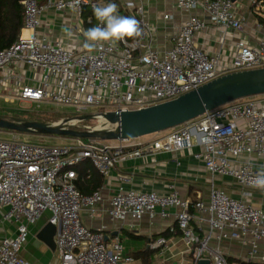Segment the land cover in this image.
I'll return each instance as SVG.
<instances>
[{"label":"built area","instance_id":"built-area-1","mask_svg":"<svg viewBox=\"0 0 264 264\" xmlns=\"http://www.w3.org/2000/svg\"><path fill=\"white\" fill-rule=\"evenodd\" d=\"M166 1L187 13L188 19L169 38L167 47L155 49L157 29L145 18V0H46L42 6L23 0L20 34L0 51V98L6 103L70 107L74 116L58 122L67 119L68 126L82 130L92 128L82 125L85 122L79 118L83 116H92L102 125L103 113L139 110L175 99L220 76L264 68V39L255 46L236 40L230 60L211 55L194 42L195 35L209 26L242 32L247 24V16L239 14L244 2L250 8H263V0ZM109 2L117 5V13L138 21L140 36L101 42L89 51L51 40L42 29L45 13L70 12L75 20L72 33L84 36L82 10L93 11ZM196 10L204 18L192 14ZM172 19V15L163 16L164 21ZM171 130L151 142L149 151H191L197 146L193 158L211 175L232 180L243 190V197L250 196L248 190L264 191V186L256 185L257 178L264 176V95L228 103ZM9 133V139L0 140V214L14 224L16 234L0 240V264H28L19 255L28 227L43 213L49 214L48 223L55 228L58 264H131L118 237L106 243L101 230L92 231L81 223L80 214L95 216L103 198L99 191L86 196L76 189L74 167L88 160L107 178L119 161L140 157L143 150L131 151V140L105 144L75 139L69 146H55L28 143L19 133ZM170 210H174V225L169 232L180 234L192 264L201 260L229 264L221 244L230 240L249 246L247 263L254 259L264 263V211L213 186L206 202L182 198L175 191L158 194L120 187L109 198L106 214L121 225L144 218L165 220ZM166 243L158 238L150 247Z\"/></svg>","mask_w":264,"mask_h":264},{"label":"crops","instance_id":"crops-1","mask_svg":"<svg viewBox=\"0 0 264 264\" xmlns=\"http://www.w3.org/2000/svg\"><path fill=\"white\" fill-rule=\"evenodd\" d=\"M145 18L157 31L154 38V48L163 49L169 45V38L177 33L179 27L188 19V14L173 8L166 0H145ZM264 16V7H248L244 2L239 14L247 16V24L242 32L224 30L221 27L209 26L194 37V42L199 48L211 55H220L222 60H230L234 51V43L241 39L247 44L255 46L264 39V27L257 21V14ZM173 16L172 21L163 20V16ZM204 18L202 13L196 10L192 13ZM75 23L70 12L56 13L47 12L42 17V29L49 39L60 41L67 46L83 47L86 42L85 36H76L70 27ZM85 32V31H84ZM6 103V102H4ZM173 130L145 136L130 141L134 145L133 150H143L140 157H125L116 164L115 169L98 190L102 195L96 209L95 216L89 217L87 212L80 214L81 223L92 231L101 230L105 242L110 243L115 237L123 247V254L132 258L131 264H192L189 248L184 244L180 234L169 232L170 226L174 225V210H170V216L165 220L156 218L150 221L146 218L139 222L127 220L119 225L112 222L106 214L108 200L121 187L124 190H135L139 192H156L158 194H169L177 192L180 197L195 201L198 198L208 201L211 187L224 190L234 199H242L245 203L264 211V191L246 190L250 196L243 197V190L228 179L213 176L208 173L202 162L193 158L192 154L199 149L194 146L191 151L182 150L179 152H152L147 147L151 142L169 135ZM136 144H141L137 146ZM147 148V150H146ZM86 160L77 167L83 170ZM92 164H87V167ZM92 172L100 175L92 166ZM120 178H126L122 181ZM49 214L43 213L37 222L28 227V236L25 245L20 252V258L28 264H58V255L55 249V228L48 223ZM16 234L13 223L7 222L0 214V240L11 238ZM158 238L166 239L163 247L151 248V240ZM262 246V243H260ZM221 247L227 254L229 264L246 262L249 246L239 240L225 241ZM149 248L150 256L148 263L141 259L134 258L136 253ZM260 262L257 259L251 263Z\"/></svg>","mask_w":264,"mask_h":264},{"label":"water","instance_id":"water-1","mask_svg":"<svg viewBox=\"0 0 264 264\" xmlns=\"http://www.w3.org/2000/svg\"><path fill=\"white\" fill-rule=\"evenodd\" d=\"M263 95L264 68H258L220 76L196 90L146 108L103 113L105 121L102 125L107 122L103 128L97 129L95 126L78 130L68 126L67 119L57 123H43L0 115V130L104 142L128 141L174 129L228 103ZM6 112L24 111L7 109ZM79 119L84 122L93 121L89 115ZM197 264H209V261L201 260Z\"/></svg>","mask_w":264,"mask_h":264},{"label":"trees","instance_id":"trees-1","mask_svg":"<svg viewBox=\"0 0 264 264\" xmlns=\"http://www.w3.org/2000/svg\"><path fill=\"white\" fill-rule=\"evenodd\" d=\"M22 1L23 0H0V51L9 48L17 40L20 34L21 28L23 27V8L21 5ZM35 1L39 6H42L46 3V0H35ZM258 13L259 14H257L256 16L257 21L262 27H264V16L260 14L262 13V11ZM118 15L130 17L125 13H123L122 11H120ZM81 19L83 21L84 31H86L87 29L93 26H97L99 22L94 16L93 11L87 7H85L82 10ZM136 38L137 37L125 38V39L128 41H132ZM1 111L4 112V110ZM1 116L17 117L29 121L43 122V123L49 122L48 121L49 119L47 117H51V115L37 114L26 111L22 113L5 112ZM0 132H9V131L0 130ZM86 161L87 162H85L83 170H77L75 168V172L77 175V178L75 180V187L81 194L88 196L93 194L94 192H97L100 189L101 185L103 184V179H102L103 177L97 175L96 172L91 173L93 170L92 165L91 166L88 165L89 167H87V164H89L90 162L88 160ZM153 240L154 239H152L151 242H154ZM144 256L146 260L144 259ZM149 256H150V251L149 248H147L142 252L136 253L134 255V258L141 260L144 259L145 261L144 260L143 261L145 263H148ZM238 264H245V263L239 262ZM250 264H264V263L258 262V263H250Z\"/></svg>","mask_w":264,"mask_h":264},{"label":"clouds","instance_id":"clouds-1","mask_svg":"<svg viewBox=\"0 0 264 264\" xmlns=\"http://www.w3.org/2000/svg\"><path fill=\"white\" fill-rule=\"evenodd\" d=\"M93 14L99 21L84 32L86 42L83 47L89 51L93 50L101 42H117L125 38L140 36L138 21L134 17L120 16L117 13L115 3H107L106 6L95 7ZM257 186H264V176L258 177Z\"/></svg>","mask_w":264,"mask_h":264},{"label":"rangeland","instance_id":"rangeland-1","mask_svg":"<svg viewBox=\"0 0 264 264\" xmlns=\"http://www.w3.org/2000/svg\"><path fill=\"white\" fill-rule=\"evenodd\" d=\"M258 8V7H257ZM263 97V96H260ZM7 109H15L22 110L26 112H33L37 114H45L51 115V117H47L49 122L46 123H57L62 118H70L73 117L74 111L70 107H60L50 104H28L24 102L14 101L13 103L7 102L4 103L3 99L0 98V115L6 112ZM1 110H4L1 111ZM60 118V119H58ZM58 119V120H57ZM83 126L95 127L98 125L97 121L85 122L82 124ZM19 138L28 143L41 144V145H55V146H69L71 145L75 139L65 138V137H57V136H40V135H32V134H18ZM11 137V133L9 132H0V140L9 139ZM105 144H110L105 142Z\"/></svg>","mask_w":264,"mask_h":264},{"label":"bare ground","instance_id":"bare-ground-1","mask_svg":"<svg viewBox=\"0 0 264 264\" xmlns=\"http://www.w3.org/2000/svg\"><path fill=\"white\" fill-rule=\"evenodd\" d=\"M103 126H107V122H105V124L102 125V126H96V128H97V129H98V128H103Z\"/></svg>","mask_w":264,"mask_h":264}]
</instances>
